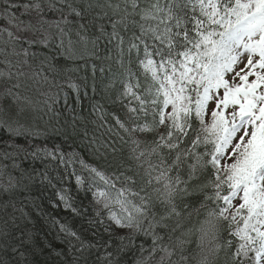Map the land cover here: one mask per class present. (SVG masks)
<instances>
[{"label":"snow or ice","instance_id":"1","mask_svg":"<svg viewBox=\"0 0 264 264\" xmlns=\"http://www.w3.org/2000/svg\"><path fill=\"white\" fill-rule=\"evenodd\" d=\"M0 264H264V0H0Z\"/></svg>","mask_w":264,"mask_h":264}]
</instances>
